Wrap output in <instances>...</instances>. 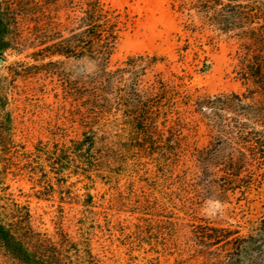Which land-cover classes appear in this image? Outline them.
<instances>
[{
  "label": "trees",
  "instance_id": "16d2710c",
  "mask_svg": "<svg viewBox=\"0 0 264 264\" xmlns=\"http://www.w3.org/2000/svg\"><path fill=\"white\" fill-rule=\"evenodd\" d=\"M173 1L187 15L186 31H209L239 43L234 74L243 93L202 96L186 86L183 76L170 73L166 77L159 72V66L168 69L169 63L157 55L128 57L110 70L120 26L127 21L99 0L79 4L80 17L67 28L50 22L46 38L29 44L4 34L18 19L25 23L36 19L37 8L70 0H0V52L31 50L27 58L34 63L48 60L46 66H59L63 59L89 68L83 80L88 113L77 124L83 130L63 144L39 143L31 151L15 146L10 109L0 94L4 114L0 123V260L4 264H99L85 230L88 218L80 214L74 220L76 236L65 232L61 223L48 235L34 225L27 209L13 201L15 177L47 181L49 174L70 171L91 181L99 172L115 174L113 165L116 175L131 165L138 176L151 165L164 183H177L179 188L189 185L199 199L222 204L241 189L236 186L248 178L247 170L264 162V0ZM108 117L116 127L112 137L116 143L108 140L102 124ZM199 126L211 140L203 149L190 142ZM85 196L82 207L93 214V197Z\"/></svg>",
  "mask_w": 264,
  "mask_h": 264
},
{
  "label": "rangeland",
  "instance_id": "374dc122",
  "mask_svg": "<svg viewBox=\"0 0 264 264\" xmlns=\"http://www.w3.org/2000/svg\"><path fill=\"white\" fill-rule=\"evenodd\" d=\"M85 1L41 6L36 19L28 23L18 19L4 37L27 44L44 39L50 22L67 28L80 17L77 6ZM99 1L127 21L120 26L110 70L128 57L157 55L169 63L168 69L159 66V72L166 77L170 73L183 76L186 86L202 96L244 92L234 74L239 43L209 31H186L187 15L181 13L178 2ZM184 47L185 52L181 51ZM31 52H0V94L10 109L14 145L27 151L39 143L63 144L75 138L83 130L77 124L87 116L89 106L83 99L89 68L63 59L59 66H46L48 60L34 63L27 58ZM3 117L0 112V123ZM112 121L108 117L102 124L108 140L116 143ZM210 141L202 126L190 139L197 149L208 147ZM129 166L116 175L113 165L115 174L99 172L92 176L102 178L91 181L70 171L49 174L47 181L15 177L12 199L48 235L61 223L65 232L76 236L74 220L85 215L91 231L85 230L99 264H264V162L250 167L248 178L236 186L241 189L230 193L222 204L199 199L189 185L179 188L177 183H164L151 165L139 176ZM86 193L93 197V214L82 207ZM0 264L4 263L0 260Z\"/></svg>",
  "mask_w": 264,
  "mask_h": 264
},
{
  "label": "water",
  "instance_id": "95a60500",
  "mask_svg": "<svg viewBox=\"0 0 264 264\" xmlns=\"http://www.w3.org/2000/svg\"><path fill=\"white\" fill-rule=\"evenodd\" d=\"M0 64H1V60H0Z\"/></svg>",
  "mask_w": 264,
  "mask_h": 264
}]
</instances>
